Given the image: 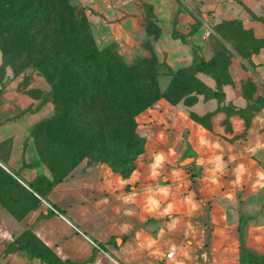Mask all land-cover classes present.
I'll use <instances>...</instances> for the list:
<instances>
[{
    "label": "crops",
    "instance_id": "1",
    "mask_svg": "<svg viewBox=\"0 0 264 264\" xmlns=\"http://www.w3.org/2000/svg\"><path fill=\"white\" fill-rule=\"evenodd\" d=\"M191 1L206 19L198 32L208 19H237L252 36L264 34V0H183L186 8L177 12L169 32L156 38L157 46L177 43L171 29L184 34L191 29L195 36V26L189 27ZM136 4L129 17L140 28L144 12ZM153 11L168 25V8ZM122 22L111 26L114 33ZM235 57L234 87L223 86L219 104L241 108L242 77L252 79L251 98L264 97V46L251 53L247 68ZM178 103L156 102L136 115L154 181L125 189L101 165L81 162L51 181L48 168L37 161L25 116L1 93L0 262L48 264L14 246L27 229L67 264H243V248L264 262V104L244 121L216 109L209 97L191 105L213 110L203 124ZM185 156L191 161L180 164ZM38 175L50 180L40 186L42 193L29 183Z\"/></svg>",
    "mask_w": 264,
    "mask_h": 264
},
{
    "label": "rangeland",
    "instance_id": "2",
    "mask_svg": "<svg viewBox=\"0 0 264 264\" xmlns=\"http://www.w3.org/2000/svg\"><path fill=\"white\" fill-rule=\"evenodd\" d=\"M137 1L144 12L140 28L129 17ZM189 4V27L195 26V36L184 34V41L165 47L157 46L156 38L176 24L177 12L186 8L183 0H0V94L12 97L16 113L25 116L27 132L53 175L64 174L80 162L99 164L120 187L145 186L154 179L148 174L150 155L144 150L136 115L156 102H179L188 115L207 124L213 110L191 105L213 97L209 94L216 86L213 66L199 63L198 57L192 60L191 48L201 57L215 54L221 88L234 87L231 59L236 56L247 68L257 41L237 19L211 23L208 19L198 32L206 19L196 3ZM162 8L170 11L168 25L153 11ZM120 20L122 29L114 33L111 26L117 28ZM170 58L177 65L172 66ZM131 73L136 82L104 83L90 102L86 95L91 87L75 85L76 80L106 82L108 77L125 78ZM240 82L246 100L252 79L245 76ZM107 89L120 97L133 89L140 95L156 94L131 114L133 126L120 119L118 126L126 131L118 133L120 139L113 146L104 139V130L113 127ZM213 98L217 104L224 100ZM129 132L138 142L125 147L122 137Z\"/></svg>",
    "mask_w": 264,
    "mask_h": 264
},
{
    "label": "trees",
    "instance_id": "3",
    "mask_svg": "<svg viewBox=\"0 0 264 264\" xmlns=\"http://www.w3.org/2000/svg\"><path fill=\"white\" fill-rule=\"evenodd\" d=\"M261 19L263 22V29H264V16H262ZM192 28H193V26H192ZM191 31L192 30L190 29L185 34H190ZM170 34L172 37L179 38L182 41L185 40L184 33H181L179 31H177L176 29H171ZM251 37L253 38V40L257 41V44L255 45L256 46L255 49H257L260 46H264V34L259 38H256L254 36H251ZM195 57H198L199 63L208 64V65L213 66V68L210 69V72L212 73L211 75L214 79L216 86L213 90H211V92L209 94H210V96L217 98L218 101L221 100L224 97V93H223V90H222L221 85H220L222 75H221V70H216V68L214 67V65L217 63L215 54L210 56L208 59H204L200 55L198 56L197 51L194 49V47H192L191 48V59L193 60ZM115 62H116L117 66L122 65V63H120V62H117V61H115ZM133 75H134V73H131L130 75H127L125 78H121V77L116 76L113 78V80L110 77H108L106 82H104L103 79L98 80L97 78L96 79H83L80 81L76 80L75 85L78 86V85L83 84V85H87V86L91 87V88H87L88 94L86 95V98L88 99L87 102H90V100H94L96 98V96L99 95V93H97V92H101L100 89H102V85L104 83L107 85L114 84V83H122V84L133 83V82H136V76L131 77ZM225 75L228 76V73L226 72ZM110 82H112V83H110ZM54 87L57 88V85H54ZM124 91H126V90L124 89ZM106 92L107 93H105V96H106L108 103L110 104V110L113 112L112 117L114 119L113 118L110 119V121L113 122V127L104 130V133L106 135V136H104V139H106L108 141V144L110 146H113L115 140L120 139L118 133L120 131H126L125 130L126 128H123L122 125L120 127L118 126L120 119L125 120L126 124L131 123V126H133L134 124H133V121L131 118V114L137 112L147 102L152 101L156 97V94L148 92L147 94L140 95L137 93L136 89H133L132 91H126L124 93V95H121V97H120L119 95L114 94L111 89H107ZM245 93H247V94H246V104L244 107L236 108V107L230 106L229 104H219L218 103L216 105V109H222V110H224V112L226 114L237 113L238 115H240L244 119V121H247L248 116L251 114L250 110L252 108L254 109V108H257L259 105L264 104V97L259 96L256 98H251L250 93H248V92H245ZM117 114H119L120 118H116ZM127 127H129V126H127ZM135 138H134L133 132H129V133L124 134L122 137V140L124 142V146L129 147L131 144L137 143L138 140H136ZM36 151H37V149H36ZM37 154H38L37 161L43 163V161L41 160L42 152L37 151ZM66 173L59 174L58 176L53 175L51 173V177H52L51 181L59 180ZM29 183L32 186V188H34V190H36L38 193H42L43 190L41 189L40 186H42V187L46 186L47 187L48 184L50 183V180H49V178L45 177L44 175H38L34 181H30ZM0 190H2L1 186H0ZM5 198H7L6 195H5ZM0 199H1V196H0ZM14 241L17 242V245H14L13 241L10 242L9 245H14V246H17L18 248H24L30 253V255L36 256L40 260L45 261L48 264H67V261L61 260L60 258H58L50 250V248H48L44 243H42L28 229L25 230L24 232H22V234L20 236H18L17 238H15ZM243 250L245 251L244 253L247 254L250 258H252L257 264H263L264 263L263 261L258 259L255 255L251 254L245 248H243ZM0 264H3V263L0 262Z\"/></svg>",
    "mask_w": 264,
    "mask_h": 264
},
{
    "label": "water",
    "instance_id": "4",
    "mask_svg": "<svg viewBox=\"0 0 264 264\" xmlns=\"http://www.w3.org/2000/svg\"><path fill=\"white\" fill-rule=\"evenodd\" d=\"M191 161L189 156H185L180 160V164H186ZM243 264H257L252 258H250L247 254L244 255Z\"/></svg>",
    "mask_w": 264,
    "mask_h": 264
},
{
    "label": "built area",
    "instance_id": "5",
    "mask_svg": "<svg viewBox=\"0 0 264 264\" xmlns=\"http://www.w3.org/2000/svg\"><path fill=\"white\" fill-rule=\"evenodd\" d=\"M171 254H172V250H169V251H167V252L165 253V256L170 257Z\"/></svg>",
    "mask_w": 264,
    "mask_h": 264
}]
</instances>
